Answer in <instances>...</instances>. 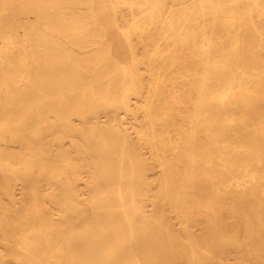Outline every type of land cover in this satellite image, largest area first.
<instances>
[{
    "label": "bare ground",
    "instance_id": "obj_1",
    "mask_svg": "<svg viewBox=\"0 0 264 264\" xmlns=\"http://www.w3.org/2000/svg\"><path fill=\"white\" fill-rule=\"evenodd\" d=\"M0 264H264V0H0Z\"/></svg>",
    "mask_w": 264,
    "mask_h": 264
},
{
    "label": "rangeland",
    "instance_id": "obj_2",
    "mask_svg": "<svg viewBox=\"0 0 264 264\" xmlns=\"http://www.w3.org/2000/svg\"><path fill=\"white\" fill-rule=\"evenodd\" d=\"M262 24V23H261Z\"/></svg>",
    "mask_w": 264,
    "mask_h": 264
}]
</instances>
